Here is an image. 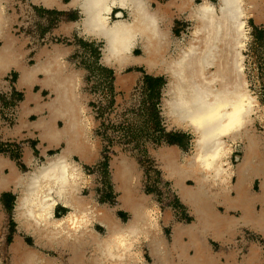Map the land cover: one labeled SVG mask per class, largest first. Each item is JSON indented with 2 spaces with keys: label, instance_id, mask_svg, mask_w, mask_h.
<instances>
[{
  "label": "bare ground",
  "instance_id": "bare-ground-1",
  "mask_svg": "<svg viewBox=\"0 0 264 264\" xmlns=\"http://www.w3.org/2000/svg\"><path fill=\"white\" fill-rule=\"evenodd\" d=\"M9 2L0 0V77L15 66L20 85L28 87L24 114L31 110L30 103L45 110L36 121L20 118L15 128L36 129L46 147L41 162L27 150L26 172L0 154V190L12 188L17 193L15 220L36 245L63 249L70 264H175L174 259L185 256L199 262L213 260L206 242L209 232L231 233L238 222L264 228V191L256 194L249 187L250 176L264 175V139L255 126L257 119L264 120V104L252 93L244 64L248 20H264V0H34L46 8L80 9V20L64 21L57 31L68 35L78 30L103 40L102 63L115 69L117 86L128 88L133 83L134 76L121 74L127 66L142 65L149 74H166L163 116L170 127L193 134L189 152L175 145L153 151L159 169L194 217L191 225L175 222L171 226L170 244L161 232L158 206L139 190V168L124 155L110 163L119 206L130 213L128 221L119 219L115 208L97 203L92 191L84 194L91 186L90 177L74 157L94 161L98 145L89 135L94 120L81 90L83 73L68 60L72 47L58 43L33 48L35 57L29 65L28 38L13 33L16 14L8 11ZM116 8L125 9L128 18L119 10L112 18ZM178 14L194 25L187 44L172 39ZM116 29L123 30L127 42L113 44L109 32ZM136 49L141 53L134 54ZM34 83L48 89L52 97L42 101L40 91L32 89ZM213 112L220 117L215 123L201 120ZM10 130L3 129L4 135ZM239 142L242 156L235 165L231 158ZM59 145V153L47 154V149ZM58 206L67 209L61 217L56 215ZM232 208L240 211V218L230 214ZM162 219L170 223L171 214ZM97 227L105 229V234ZM117 236L123 239L117 242ZM142 242L152 263H146L142 255ZM186 247L193 248L192 255H186ZM249 251L250 263L263 262L257 244L250 243ZM10 254L12 264H58L19 237L11 244Z\"/></svg>",
  "mask_w": 264,
  "mask_h": 264
},
{
  "label": "rangeland",
  "instance_id": "rangeland-1",
  "mask_svg": "<svg viewBox=\"0 0 264 264\" xmlns=\"http://www.w3.org/2000/svg\"><path fill=\"white\" fill-rule=\"evenodd\" d=\"M213 1L217 3V0ZM32 2L33 0H10L8 11L16 14L13 33L19 37L28 38L27 46L32 49L49 46L52 43L71 46L74 52L69 60L74 63L76 69L83 73L81 90L86 98L88 114L94 120L91 136L95 139L99 151L98 159L94 164L82 165L91 182V186L86 187L84 194L88 195L92 191L97 202L113 207L118 206L119 193L115 188L110 162L114 157L124 155L130 161H134L136 167L139 168V190L150 196L149 198L158 206L159 218L163 220L164 214L170 213L171 226L175 222H190L193 217L189 209L179 200L172 183L164 178L153 154V151L155 153V150L164 145H178L185 152H189L192 147L193 135L170 127L163 116L164 87L168 81L166 74H151L153 77L163 79V83L158 88V97L155 94L151 96L145 86L144 77L149 74L142 65H132L123 69L121 74H131L134 76V81L128 88L117 86L115 70L101 62L102 41L79 35L76 32L71 35L58 32L57 30L64 21L63 17L68 18V16L64 12L49 10ZM160 2L164 1L160 0ZM71 18L77 20L79 15L72 14ZM252 19L248 20L250 39L244 52V64L250 89L264 104V25L256 26ZM254 21L264 22V20ZM193 27V22L185 18V15H176L172 28L174 43L187 44ZM140 53L139 49L134 51V54ZM3 81L0 82V154L12 157L21 170L28 171L21 162L24 143L6 139L3 131L17 124L22 93L14 86L16 84L14 73L3 77ZM156 100L159 101L158 111L161 120L159 127L151 120L148 112ZM255 126L257 133L264 137V120L257 119ZM242 146L241 142L234 146L231 161L235 165L242 156ZM38 158L39 162L45 160L40 156ZM10 206L9 199L0 200V213L2 214L0 258L5 264H11L8 249L16 237L21 238L28 245L35 244L29 233L19 228L15 220L14 209H8ZM65 212L67 210L60 207V214L57 216L61 217ZM118 214L125 221L130 217L129 213L123 210L118 211ZM97 229L101 234H105V229L101 227ZM242 236L247 238V247L243 254L239 252V247H236L239 255H245L252 242L261 248V253L264 255V235L248 233ZM242 250L244 251L243 247ZM44 252L55 257L60 256L62 261L58 260L61 264H69L68 254L65 251L61 254L57 250Z\"/></svg>",
  "mask_w": 264,
  "mask_h": 264
},
{
  "label": "crops",
  "instance_id": "crops-1",
  "mask_svg": "<svg viewBox=\"0 0 264 264\" xmlns=\"http://www.w3.org/2000/svg\"><path fill=\"white\" fill-rule=\"evenodd\" d=\"M65 1H68V0H65ZM158 1H160V0H158ZM163 1L166 2L167 0H163ZM32 3L35 4V5H38V4H36L34 2V0H33ZM39 6H42L43 8H46V7H44L41 4ZM46 9H49V10H57V11H60V12H64L65 15L68 16V18L65 16V17H63V19H64V21H67V22L78 21V20H80L82 18L81 11H80V9H77V8H73V9L69 8L67 11L58 10L57 8H53V9L52 8H46ZM118 10L121 11L126 18L128 17L127 11L125 9H122V8H118L117 9L116 8V9H114V12H116ZM72 14H78L79 15V18L77 20H72V18H71ZM253 22H254V25H256V26H262V25H264V22H255L254 20H253ZM74 32H76L77 34L81 35L80 33L77 32V30L71 31V33L68 34V35H71ZM60 33L64 34L63 32H60ZM82 36H85V35H82ZM85 37H87V36H85ZM88 38H91V37H88ZM92 39H96V38H92ZM96 40H100V39H96ZM100 41L103 42V40H100ZM26 47L28 49V53L25 56V58H26V62L30 65V64H33L35 55L32 52L33 51L32 48H28L27 44H26ZM103 47H104V42H103L102 49H103ZM102 49H101V52H102ZM72 50L74 52V48H72ZM71 55H72V53L70 54L69 58L71 57ZM69 58H68V60H69ZM101 62H102V54H101ZM12 73H14L16 75V84H14V86L17 88V90H19L22 93V101H21L20 108H19V118H18V122H17V124L14 127L9 128V129H11L10 130L11 133L8 134V135H5L4 137L6 139H8V140H11V141L16 140L18 142H21L22 141L24 143L25 148H24V151H23V156L21 158V162L26 167V169H28L29 167L25 163V160H24V157H25V154H26L27 150L30 151L31 155L36 160L39 159L38 156L45 158L44 155H43V149H44V147H46V145H44L41 142L40 138L38 137V131L36 129H34L32 127H24V128H20L19 130H17L15 127L18 124H20V122H19L20 118H24V119H26L28 121H36L41 115H45L46 112H45V110H43V108L42 109L35 108V105L33 103H30L28 106H29V108H31V110L29 111V113L24 114V110H23L22 105H23V101H25V96H26V92L28 90V87H27V85H20V78H19L20 74H19V71L17 70V68L15 66H10L9 69L7 70L6 74H4L3 76L0 77V82L3 81V77L7 76L8 74H12ZM115 73H116V71H115ZM149 75H151V74H149ZM116 79H117V73H116ZM32 89L35 92L40 91V93L42 95V101H47V100H49L52 97V93L49 92L48 89H42L40 87L39 83H34L32 85ZM186 132H188V131H186ZM91 133H92V131L89 132L90 138L92 137L91 136ZM263 139H264V137H263ZM192 140H193V138H192ZM192 140H191V143H192ZM61 146L62 145H59L58 147H54V148H49V149L46 150V152H47V154H51L53 152L59 153L61 151V149H62ZM191 149H192V147H191ZM191 149H190V151H191ZM90 150H91V147H90ZM98 152L99 151L97 149V154H98ZM261 153H262V156L264 157V143L262 144V147H261ZM5 157H7V156H5ZM8 158L13 161V163L17 167V169H19L22 172H26V171H23V170L20 169V167L17 165L16 161H14V159L12 157L9 156ZM74 158L76 160L80 161L81 166L83 164L84 165H92V164H94L97 161L98 155H97V157H96V159L94 161L91 160V161H85V162H83L82 160H79V158H77V157H74ZM156 159H157V157H156ZM157 163H158V165H160L158 159H157ZM82 168H83V166H82ZM110 168H111V163H110ZM83 170H84V168H83ZM163 175H164V178L167 179L165 177V174L164 173H163ZM113 181H114V179H113ZM235 181H236V178H234L233 182H235ZM190 183L191 182H189V184ZM263 184H264V175L263 174L250 176V178H249V187H250V190L252 192H254V193L257 194V193H261L262 191H264ZM6 193L7 194H13V195H15V201H14V205H13L14 215H15L16 201L18 199V195H17V193L15 191L12 190V188L2 189V190H0V200L6 201V200H3V194H6ZM144 195H147V194L144 193ZM179 200L181 201V203L184 206H186L189 209V207L183 203L182 199L179 198ZM118 201H119V197H118ZM97 203H100V202H97ZM101 204H104V203H101ZM60 207L61 208H64L62 206H58L57 209H56V215L57 214H60ZM110 207L111 208H115V213L118 216V218L121 219L122 221H125L118 214V211L123 210L124 212L129 213L128 211H126L125 209H123L119 205L116 206V207L115 206L114 207L113 206H110ZM259 207L260 206L258 205V206H256L255 209H258ZM64 209H66V208H64ZM218 209H219V211H225L221 206H218ZM189 211H190V209H189ZM229 211H230V214L231 215H234L236 218H240V214L241 213H240V211L238 209L232 208ZM190 214H191V212H190ZM129 216H130V213H129ZM191 216L193 217L192 214H191ZM172 218H173V216H172ZM193 222H194V217H193V219L190 222H180V223H185V224L191 225ZM159 223L161 225L160 226L161 227V232L164 234L167 243L169 242V244H170V240L172 239V236H171L172 235L171 223H168L167 224L163 220H161V218L159 219ZM97 231H99V230L97 229ZM248 233H250V234H253L254 233V234L264 235V228H260L259 226L254 225L252 222H250L248 224H244L242 222H238V224L235 227L234 231L231 232V233H228V234H218L217 235V234H214V233L209 232V233L206 234V242H207V245L209 246L210 251L214 255L213 260H211V261L210 260H206V261L201 260L199 262V261H195L193 259H189L187 256H185L184 258H181V259L176 258L173 261L175 262V264H252L249 261L250 260V258H249L250 251L248 253H246L247 255L245 254V256L244 255L241 256L245 252L246 247H247V241H246L247 238H245L242 235L243 234H248ZM34 241H35V239H34ZM36 244L37 243L35 241V244L33 246L28 245V244L27 245L30 246V247H34V248L38 249L40 252H43L47 256H50V257L55 258L57 260L58 264H61V262L58 260V259L61 260L60 256H58V257L56 256L55 257V256H53L51 254L45 253L44 251H47V250L48 251L57 250V252H59L61 254V253L64 252L63 249H60V248H57V247H53V248H50L49 249L48 247H40V245H36ZM169 244H167V245H169ZM10 246H9V249H8V253L9 254H10ZM236 247H239V252L242 253L241 255H239V253H237L238 255H234V253L232 252V251L237 252L238 248L236 249ZM242 247L244 248V251L242 250ZM141 252H142V255H143L144 259H146V261L148 263H152L153 258L151 256V253L148 251V248L145 246V243L144 242H142ZM192 254H193V248L192 247H186V255H192ZM10 257H11V254H10ZM262 257H264V255H262ZM10 261H11V258H10ZM262 261L263 262H261V264H264V259ZM0 262L2 264H5V263H3L1 261V258H0ZM68 263H69V256H68Z\"/></svg>",
  "mask_w": 264,
  "mask_h": 264
},
{
  "label": "trees",
  "instance_id": "trees-1",
  "mask_svg": "<svg viewBox=\"0 0 264 264\" xmlns=\"http://www.w3.org/2000/svg\"><path fill=\"white\" fill-rule=\"evenodd\" d=\"M162 83H163V79H161V78H156V77H153L151 75H145V77H144V84L148 88L149 93L151 94V96L154 95V94L157 97L159 96L158 88H159V86ZM158 105H159V101L158 100L154 101L153 104H152V108L149 109V111H148L149 115L151 117V120H153V122L155 123V125L157 127H159L160 122H161L160 114H159V111H158ZM171 141L173 142V140H171ZM171 141H170V143H171ZM7 199H9L10 202H11V206L8 209L12 210L13 209V205H14L13 203L15 201V195L7 194V193L3 194V200L7 201Z\"/></svg>",
  "mask_w": 264,
  "mask_h": 264
},
{
  "label": "snow or ice",
  "instance_id": "snow-or-ice-1",
  "mask_svg": "<svg viewBox=\"0 0 264 264\" xmlns=\"http://www.w3.org/2000/svg\"><path fill=\"white\" fill-rule=\"evenodd\" d=\"M114 2H116V0H114ZM119 13L116 12L114 13V16L115 15H118ZM103 26V25H102ZM122 31L121 29H116L114 31H110L109 32V37L112 39V42L114 45H117V44H121V43H124V42H127L123 37H122ZM128 46H131L130 43L128 44ZM125 50H127L125 48ZM220 117L216 115L215 112L211 113V114H208V115H205L203 117H201V120L202 121H205L207 123H215L216 120H219ZM116 241L119 242L120 240L123 239V237H120V236H117L115 237Z\"/></svg>",
  "mask_w": 264,
  "mask_h": 264
},
{
  "label": "flooded vegetation",
  "instance_id": "flooded-vegetation-1",
  "mask_svg": "<svg viewBox=\"0 0 264 264\" xmlns=\"http://www.w3.org/2000/svg\"><path fill=\"white\" fill-rule=\"evenodd\" d=\"M112 18H114V14H112Z\"/></svg>",
  "mask_w": 264,
  "mask_h": 264
}]
</instances>
